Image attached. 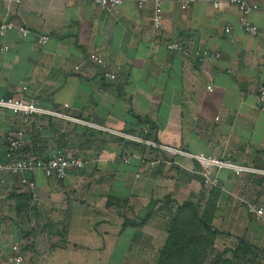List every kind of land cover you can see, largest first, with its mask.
<instances>
[{
    "label": "crops",
    "instance_id": "crops-1",
    "mask_svg": "<svg viewBox=\"0 0 264 264\" xmlns=\"http://www.w3.org/2000/svg\"><path fill=\"white\" fill-rule=\"evenodd\" d=\"M160 1V32L153 26L155 0L114 10L93 0L0 3V24L13 21L33 32L0 35V98L24 96L64 115L25 119L0 107V162L9 140L24 131L23 155L49 157L60 147L85 164L63 180L40 170L0 174V264H15L16 243L24 264H79L78 256L158 264L172 218L187 201L219 231L203 264H224L243 244L252 254L236 264H264V222L248 211L249 203L264 208V175L222 170L218 186L207 190L194 160L114 133L141 135L149 124V138L161 145L264 167V112L256 98L264 84V0H251L247 16L261 28L256 36L242 30L239 10L227 0L188 7ZM42 33L50 35L44 46L36 41ZM166 42L221 56L201 62ZM91 53L112 70L122 65L116 81L103 76ZM29 179L37 184V206L24 184Z\"/></svg>",
    "mask_w": 264,
    "mask_h": 264
},
{
    "label": "built area",
    "instance_id": "built-area-1",
    "mask_svg": "<svg viewBox=\"0 0 264 264\" xmlns=\"http://www.w3.org/2000/svg\"><path fill=\"white\" fill-rule=\"evenodd\" d=\"M24 1L28 0H0V3L8 5H19ZM150 0H93L94 4L102 9L114 10L125 3H134L138 8H143ZM183 7H188L195 0H176ZM227 3L238 8L240 12L239 24L242 30L249 35L261 34V28L256 24L248 21V15L252 11L251 0H227ZM215 8H220L223 4L220 1L214 2ZM162 4L160 0H155V14L153 16V26L156 31H161L163 28V15H162ZM12 29H18L23 36L32 34V30L23 24H15L13 21H4L0 24V35L4 36L8 31ZM230 27H227L226 31H230ZM50 40L49 34H38L36 35V41L38 45L44 46ZM166 47L169 50L177 51L185 56L196 58L201 62L211 60L213 58H219L220 53H211L207 50L198 49L193 54L189 53L188 50L179 42H166ZM7 50L8 47H5ZM90 60L97 63L102 68V74L105 78L110 81L117 80V73L122 70V65H117L112 70L108 63L95 53H91L89 56ZM27 90V87H24ZM208 90H213V84L208 85ZM256 98L258 100V109L264 112V84H261L256 91ZM0 107L8 109L15 114H19L25 119H29L32 115H52V116H64L57 110H49L40 107L34 103V101L21 97H2L0 98ZM150 129V125L146 124L142 129L141 135L125 134L114 132L124 138L131 139L137 143L144 144L147 146L160 148L165 150L172 155H183L188 157L199 165L197 173L201 176L203 184L207 190H212L218 186V175L222 170H231L235 175L240 176L244 173L260 174L264 175V167H255L252 165H241L236 163L230 156L213 157L207 156L204 153H189L184 150L173 149L164 145H161L150 138H147ZM24 146V131H21L18 137L9 140L4 150V162H0V174H7L9 176H24L27 172L42 171L46 177L63 180L65 179L70 170L82 169L84 167V161L79 157H69L65 154L64 150L60 147L53 149L49 157L33 156L27 157L23 155L22 148ZM138 158L142 163L145 160L138 156L132 155ZM132 158H124L125 163H131ZM0 183H5V178L0 177ZM24 184L29 190L30 197L33 206L40 204V197L37 192V184L34 180H24ZM249 213L253 214L257 220L264 222V208L254 203L248 204ZM13 256L11 260L15 264H24L26 257L23 254L21 243H16L12 247Z\"/></svg>",
    "mask_w": 264,
    "mask_h": 264
},
{
    "label": "trees",
    "instance_id": "trees-1",
    "mask_svg": "<svg viewBox=\"0 0 264 264\" xmlns=\"http://www.w3.org/2000/svg\"><path fill=\"white\" fill-rule=\"evenodd\" d=\"M149 136L150 131L146 137ZM217 233L219 231L200 214L193 203L185 202L172 218L169 237L161 251L158 264H203L214 247ZM252 248L251 245L243 244L233 252V258L225 260L224 264L247 260L249 254H252Z\"/></svg>",
    "mask_w": 264,
    "mask_h": 264
},
{
    "label": "rangeland",
    "instance_id": "rangeland-1",
    "mask_svg": "<svg viewBox=\"0 0 264 264\" xmlns=\"http://www.w3.org/2000/svg\"><path fill=\"white\" fill-rule=\"evenodd\" d=\"M81 257H82V256H81ZM81 257L78 256V257L74 260V262H75V263H79V264H103V263L101 262L100 258H99L97 261H94L93 259H90L89 257H88V259L81 260ZM83 257L85 258L86 256H83ZM86 261H87V262H86Z\"/></svg>",
    "mask_w": 264,
    "mask_h": 264
}]
</instances>
